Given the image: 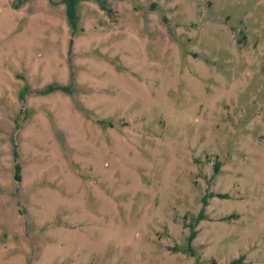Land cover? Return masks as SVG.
Masks as SVG:
<instances>
[{
	"label": "rangeland",
	"instance_id": "rangeland-1",
	"mask_svg": "<svg viewBox=\"0 0 264 264\" xmlns=\"http://www.w3.org/2000/svg\"><path fill=\"white\" fill-rule=\"evenodd\" d=\"M0 264H264V0H0Z\"/></svg>",
	"mask_w": 264,
	"mask_h": 264
},
{
	"label": "trees",
	"instance_id": "trees-1",
	"mask_svg": "<svg viewBox=\"0 0 264 264\" xmlns=\"http://www.w3.org/2000/svg\"><path fill=\"white\" fill-rule=\"evenodd\" d=\"M68 19H69V22L73 24V19H72V17L69 16ZM18 176H19L18 174L15 176V180H16V181H19V177H18ZM193 236H194V234H193Z\"/></svg>",
	"mask_w": 264,
	"mask_h": 264
}]
</instances>
